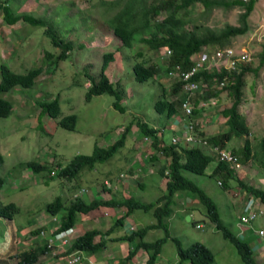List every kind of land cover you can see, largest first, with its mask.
Returning a JSON list of instances; mask_svg holds the SVG:
<instances>
[{"label":"rangeland","instance_id":"obj_1","mask_svg":"<svg viewBox=\"0 0 264 264\" xmlns=\"http://www.w3.org/2000/svg\"><path fill=\"white\" fill-rule=\"evenodd\" d=\"M108 1L111 0H7L14 12H26L41 18L46 27L49 26L64 43L70 45L64 60L55 59L53 70L49 63L52 57L47 59L44 51L56 56L60 50L50 43L44 31L45 26H32L21 21L6 24L0 12V62L17 73H24L33 66L41 67V72L34 78L31 88L22 89L15 86L1 96L11 102L12 108L8 116L0 117V176L4 180L0 188V205L13 202L17 211L13 214L10 224H5L6 227L5 220L0 218V235L6 234L9 240L16 238L18 246L25 245L23 241L26 240L28 231L35 227L33 220L37 219L35 222L38 223L48 216L44 211V204L56 196L62 198L64 205L78 197L88 201L94 197L105 198L111 195L115 198L119 195H130L147 202L153 200L163 189L164 177H160L157 171L167 160L158 153L155 162L145 161V157L150 156L153 149L151 143L144 145L137 121L158 129V133L162 131L164 143L170 142L173 136L170 124L173 119L164 117L163 113H157L153 109V102L159 97L161 86L167 90L166 98H171L168 89L173 84V79L166 76L165 69L143 82L133 79V62L144 61L146 64L165 67V56L140 43L141 33L134 34L130 47L120 46V41L113 35L106 22V19L116 12V8L109 6ZM187 9L190 18L194 20L186 26L196 28L198 34L202 33L204 28L214 33L225 25H237L238 14L242 11V8L235 4H220L204 13L199 0H194ZM163 15H158L156 19H161ZM152 22H149L143 33L152 30ZM246 23V30L228 38L223 46L229 45L238 53L245 51L250 55V60L244 65L255 67L258 65L259 53L264 43V0H254ZM105 52H111L112 59L104 73L120 95L119 105L124 109L122 112L112 106L114 98L107 94L93 95L88 101L83 98L89 83L84 72L96 79L101 55ZM242 79L237 111L248 126L247 138L251 147L250 154L253 155L244 163L239 161V167L233 169V174L241 181L264 189V151L262 152L260 144L264 138V62L255 72L244 73ZM56 95L60 113H73L76 116L73 130L56 127L54 119L46 114H37V101L51 99ZM230 102L231 97L224 91L219 102H210L198 116H194L201 118L200 130L206 135L217 133L224 120L219 111ZM38 117L43 132L37 127ZM124 129L126 135L123 145L103 162H96L93 169L83 170L77 179L72 181L51 177L48 171L31 173L27 166L29 161L40 164L59 163L63 166L76 154L91 153L94 144L110 145ZM200 135L197 129L193 133V137ZM242 141V136L231 137L225 142L224 148L240 147ZM203 150L208 152L205 148ZM213 158L203 175L187 172L183 174L211 197L217 206L221 222L237 233L236 223H241L237 222L236 216L239 214L241 218L243 195L235 181H229V188L222 191L217 182L220 176L210 174L216 161ZM102 182L110 185L109 191H101ZM182 193L178 192L173 196L177 203L174 202L172 213L165 220L169 237L159 247V259L167 264L176 262L175 246L170 239L175 237L182 246L193 241L203 243L213 253L212 264H243L234 247L223 239L205 216L204 207L195 196L185 194L183 201L188 206H179L177 196ZM123 212V207H97L86 214L79 213L75 217L73 229H68L72 233L67 235V238L71 240L87 228L106 230ZM63 213L64 208L54 217L58 220ZM186 214L190 217L188 220L185 219ZM122 219L120 225L112 226L111 237L127 234L130 228H140L155 221L151 211L140 209L133 210ZM53 223L55 220L51 219L50 225L53 226ZM43 225L38 227L44 229ZM250 225L264 226V212ZM23 235H26L25 238ZM163 235L162 228H152L146 231L143 239L153 241ZM258 237L264 239L263 236ZM98 238L99 236H96L95 240ZM253 238L260 242L257 237ZM244 239L251 244L248 236ZM109 241L105 246L109 245L113 252L118 250V255H126L135 245L133 240ZM99 251L98 254L94 253L92 264H137L145 259V251L142 249H137L132 254V261L128 258H117V252L112 253L114 257L103 258L104 249ZM78 264L89 263L82 258Z\"/></svg>","mask_w":264,"mask_h":264},{"label":"trees","instance_id":"obj_2","mask_svg":"<svg viewBox=\"0 0 264 264\" xmlns=\"http://www.w3.org/2000/svg\"><path fill=\"white\" fill-rule=\"evenodd\" d=\"M194 0H111L108 1V5L116 8V12L106 19L108 26L111 28L113 35L120 41V46L130 47L133 36L136 33H141L139 37L140 43H144L148 48L161 52V55L165 56V50H170L165 59V67H161L155 64H146L144 61L133 62L131 69L133 79L138 82H143L151 79L154 75L161 70H169L178 64L181 68H187L192 64L191 58L199 51L205 49L210 51L218 47L223 46L227 39L231 36L242 34L246 28V18L251 10L254 0H230L221 1L217 0H199L204 10L207 12L215 5H238L242 8V11L238 14L237 25H225L217 32H211L207 28L203 29L202 33H197L195 29L188 28L186 26L192 23L194 19L190 18V12L187 9ZM0 12L2 18L6 24H13L15 22H23L32 26H45V22L38 17H35L28 13L13 11L7 0H0ZM164 14L161 19H156L158 15ZM152 22V30L148 33H143L148 28L150 21ZM197 25V26H196ZM191 24V26H200L199 24ZM45 33L49 37V40L53 46H57L60 52L56 56L48 51H44V56L49 59L52 66L55 65V59H64L67 57V50L70 45L64 43L59 38L56 32L49 26H45ZM205 31V32H204ZM102 60L98 76L96 79L90 77L89 74L84 72L85 77L89 80V85L86 88L83 98L88 101L93 95L107 94L112 96V106L122 112L123 107L119 105L120 95L115 87L108 81L104 70L107 68L108 62L112 59L111 52H105L101 55ZM2 62V61H1ZM0 62V117L8 116L11 112V102L3 99L1 96L4 92L11 90L17 86L22 89H29L34 83V78L41 72L40 65L33 66L27 69L24 73H17L10 70V68L4 63ZM264 62V43L259 53V62L255 67H249L244 63L237 62L232 69H224L219 67L217 70L211 71L201 70L194 78L201 81V86L196 91L188 94L182 91L180 81H175L168 89L171 98H166V88L160 87V95L153 102V109L157 113H163L164 117L173 119L171 121L172 135L181 136L180 128L174 126L175 114L180 112V104L184 99H188L191 103V116H198L202 109H205L211 104V100L215 102L220 101V95L222 92H226L231 97L229 105L223 106L220 111V117L223 118V122L217 133L212 135H206L203 131L198 130L200 137H204L211 145H216L221 148L224 147L226 141L231 137H243L242 145L240 147L229 148V150L237 157L238 161L246 162L253 153L250 154V142L247 138L249 129L245 119L238 113L237 107L240 102L241 87L243 85V75L248 71L255 72ZM222 83V85H220ZM28 97V96H27ZM203 102L204 105L200 103ZM38 109L37 114L48 115L55 120L56 127L59 126L66 130H73L76 123V116L73 113L61 114L58 105L57 95L51 99H43L37 101ZM139 133L142 136H148L151 139V145L153 152L150 156L145 157V161L155 162L157 160L158 153L165 156L167 160L165 164H161L158 167L157 173L160 177H164L163 189L159 195L153 200L142 201L132 196H121L115 198L108 197H94L91 200L85 201L80 197L73 199L68 205H64V202L60 196L54 197L51 201L44 204V211L50 215H56L61 209L64 208V213L59 217L57 228L54 231L64 230L72 227L75 223V217L77 214H86L89 211L96 209L97 207H123L124 212L122 215L115 219L114 225H120L122 218L129 215L133 210L140 209L144 211H151L152 216L155 218L153 223H149L140 228H130V231L126 234L112 237L110 240H127L134 241L132 249L128 250L126 258L137 250L142 249L145 251V259L142 264H155V262H161L167 264L159 259V247L161 243L169 237L166 228V218L172 213V206L176 200L173 196L178 192L184 194H191L195 196L199 204L203 205L205 216L214 225L215 229L219 231L223 239L229 242L237 252L239 259L243 264H259L254 258L253 249L249 243L244 239L246 228L255 227L250 225L254 219H250L248 223H242L240 218L237 217V222L241 223L236 227L238 232L235 233L230 230L226 225L221 222L219 218L217 206L215 202L207 195V193L198 186L193 180L186 177L183 173L187 172L194 175H203L204 170L208 163L212 161L214 157L210 153H206L197 145L183 146L181 143H164L161 133H158V129H154L146 125V123L137 121ZM37 127L43 132V128L40 124L39 117L37 119ZM224 128V129H223ZM128 131V128L126 129ZM125 129L119 134V136L111 142L110 145L97 146L93 145V149L89 154H76L65 165L59 163L40 164L33 161H29L27 166L31 173H39L48 171L51 177L62 178L68 181L77 179L78 175L83 170L93 169V165L96 162H103L106 158L111 156L116 149L121 147L124 143ZM45 133V132H44ZM261 150L264 151V138L261 139ZM215 159V158H213ZM2 162V156L0 154V164ZM132 171V170H130ZM210 174H217L220 176L218 184L221 186L222 191L229 188L228 182L235 181L239 188L240 193L243 195L242 200L251 195L254 200H257L262 207H264V189L251 185L236 178L233 174V169L229 168L226 163L215 161V164ZM105 183V181H104ZM103 182L100 184L101 191H109L110 185H105ZM4 184L3 178L0 176V188ZM100 193V192H99ZM109 193V192H108ZM110 195V194H109ZM184 196H177V200ZM188 206V205H186ZM14 203L7 202L0 206V216L10 220L12 215L16 212ZM112 226L104 231H100L97 228H89L76 235L68 246L67 251L82 250L86 254H94L104 245V235L111 232ZM252 226V227H251ZM264 227V226H263ZM162 228L164 235L156 238L153 241H145L143 236L148 229ZM256 228V227H255ZM243 231V234H242ZM99 236L97 240L95 237ZM258 236V235H257ZM249 237V234H248ZM251 237V236H250ZM175 246L176 262L173 264H212L213 253L211 250L199 241H193L186 246H182L179 240L175 237H170ZM39 253L43 251H26L20 254V260L18 264H31L36 260Z\"/></svg>","mask_w":264,"mask_h":264},{"label":"built area","instance_id":"obj_3","mask_svg":"<svg viewBox=\"0 0 264 264\" xmlns=\"http://www.w3.org/2000/svg\"><path fill=\"white\" fill-rule=\"evenodd\" d=\"M170 50L166 49L164 55H168ZM192 64L187 68H181L180 65L176 64L166 72L168 78L173 79V82L180 81L182 91L191 94L193 91L199 89L201 81L195 79L194 76L201 70L211 71L222 67L224 69H232L237 62L246 63L250 60V55H247L245 51L238 53L230 46L214 48L210 51L205 49L196 53L192 58ZM222 85V83H220ZM213 101H211L212 103ZM204 105L203 102L200 103ZM180 112L174 118V126L180 128L181 136H172L170 138L171 143L180 142L185 146L197 145L201 148H205L211 155L214 156L216 161L226 163L229 168L235 169L239 167V161L237 157L229 150L224 147H217L207 142L204 137H193L194 131L202 126L201 118L191 116V103L188 99H184L180 104ZM144 145H147L151 139L150 137L144 136L142 138ZM218 182V181H217ZM83 191V189H81ZM254 198L249 196L245 200V206L243 208L242 215L240 216L242 223H248L251 219H254L261 213L260 209L254 207ZM259 236H264V228H260L257 231ZM63 242V240H62ZM79 261L78 251L74 252L69 256V263H76ZM155 264H163L161 262H155Z\"/></svg>","mask_w":264,"mask_h":264},{"label":"crops","instance_id":"obj_4","mask_svg":"<svg viewBox=\"0 0 264 264\" xmlns=\"http://www.w3.org/2000/svg\"><path fill=\"white\" fill-rule=\"evenodd\" d=\"M181 195L184 196V197H181V199H179L178 201L180 203L179 206L183 207V206L187 205V204L184 203L186 196H185L184 193L180 194V196ZM183 199H184V201H183ZM35 221H37V219L33 220V222H35ZM40 221L41 222L36 223V226L44 224L43 226H46L45 227L46 233H48V231L52 227V225H50L51 218L48 217V216H45ZM54 225L55 224L53 223V226ZM254 226L256 228L251 226L252 228H246L244 230V231H246L244 237H247L248 234H249V239H250V242H251V244H249V245L253 249L254 256H255V258L258 260V262L260 264H264V239L259 238L257 236L258 234L256 232L259 227H263V226H258V227L256 225H254ZM93 228H95V227H93ZM87 229H89V228H87ZM97 229H99V228H97ZM100 231H104V230H100ZM80 233L81 232H79V234ZM110 234H111V232L109 234L103 236V238L105 239L104 245L102 246V248L104 249V252L102 253V257L103 258H104V256H109V257L113 256L112 253H114V252H117V255H118V250L113 252L109 245L105 246V244L110 242L109 240L112 238L110 236ZM27 236H30L29 239H28L29 250H34V251H38V252L43 251V253H39L38 259H37L35 264H78V263H69L67 261L68 258L65 259L67 254H65V255L64 254H60L59 256H56L54 258V260H53L52 258H50V256H49L50 254H48L47 251L44 250L45 245H44V241L41 238H37L36 236L31 235L30 233H28ZM253 237H257L260 240V242L255 240ZM111 241H113V240H111ZM253 241H254V243H253ZM55 246H56V251L57 252H61V251H65L67 253L69 252V251H67L68 244L67 245H63V246H60V245H55ZM99 252H96V253L98 254ZM21 253L22 252L20 250H18L15 246H12L11 243H9L8 240H6L5 236H3V235L0 236V264H16V258ZM80 255L83 257L84 261H86V259H87L86 262L89 263V264H90L91 261L94 260V258H93L94 254H86L85 252H82ZM126 256H127V254L125 255L123 253H119L117 258L118 257H122V259H126ZM128 259L130 261H132L133 260V255H131L130 258H128ZM143 261H144V259H142L141 262H139L137 264H142ZM91 264H92V262H91ZM125 264H133V263L129 262V263H125ZM184 264H186V263H184Z\"/></svg>","mask_w":264,"mask_h":264},{"label":"clouds","instance_id":"obj_5","mask_svg":"<svg viewBox=\"0 0 264 264\" xmlns=\"http://www.w3.org/2000/svg\"><path fill=\"white\" fill-rule=\"evenodd\" d=\"M51 43V42H50ZM55 48H58L57 46H55ZM49 52V51H48ZM166 56V55H165ZM54 57V56H53ZM64 60V59H63ZM99 68H100V65H99ZM88 85H89V83H88ZM88 87V86H87ZM86 87V88H87ZM85 101V100H84ZM58 105H59V103H58ZM61 114V113H60ZM201 129V126L199 127V130ZM144 137V136H143ZM142 137V138H143ZM148 137V136H147ZM149 143H151V141L149 142ZM179 143V142H178ZM181 145H183L182 143H181ZM183 146H185V145H183ZM189 146H191V145H189ZM188 147V146H187ZM201 148V147H200ZM202 150L204 149V148H201ZM206 153H208V152H206ZM209 154V153H208ZM249 196H251V195H249ZM249 196H247V197H249ZM246 197V198H247ZM251 197H253V196H251ZM246 198L244 199V202H243V204H242V207H241V214H242V212H244L243 211V208H244V204H245V200H246ZM254 198V197H253ZM13 203V202H12ZM2 205H4V204H2ZM2 205H0V206H2ZM15 205V204H14ZM254 207L256 208V209H260L261 210V213L260 214H263V207L260 205V203L257 201V200H255V202H254ZM15 207H16V205H15ZM16 210H17V207H16ZM259 214V215H260ZM239 215V214H238ZM259 215H257V216H259ZM13 216V215H12ZM55 215H53V217L51 218V216L50 215H48V217H50L52 220H55V225L54 226H52L51 228H50V230L48 231V233H46V229H45V227L46 226H44V229H42L41 227H38V226H36V222H33V224L35 225V227H34V229H32L31 231H28V233H30L31 235H34V236H36L37 238H41L43 241H44V245H45V247H44V250L45 251H47V253L48 254H50L51 255V257L52 258H55L56 256H59L60 254H67L66 255V259L68 258L69 259V256L71 255V254H74V252H76V251H78V253H79V261L78 262H76V263H79L80 262V260L83 258L80 254L83 252L82 250H73V251H69L68 253L67 252H65V251H61V252H57L56 251V246L55 245H60V246H63V245H67L68 244V246L70 245V243H71V241L75 238V236H74V238L73 239H71V240H69L68 241V238H67V235H70L71 233H72V231H70V230H68V229H71L72 227H69V228H66V229H64V230H58V231H54L56 228H57V224H58V220L54 217ZM256 216V217H257ZM239 217V216H238ZM255 217V218H256ZM0 218H3V217H1L0 216ZM254 218V219H255ZM4 220H5V223H4V226H5V224L7 223V224H10V222L13 220V218H11L10 220H7V219H5V218H3ZM57 220V221H56ZM253 222V221H252ZM6 227V226H5ZM260 228H264V227H259L258 229H257V231L260 229ZM38 229V230H37ZM73 229V228H72ZM256 231V232H257ZM27 233V234H28ZM258 234V233H257ZM256 234V235H257ZM3 236H5V238H6V240H8V242L9 243H11V245L12 246H15L18 250H20L22 253L23 252H26V251H31V250H29V245H28V239H29V237L30 236H26V235H23V238H25V236H26V240H24L23 242H24V244L25 245H20V246H18L17 245V239L16 238H13V239H11V240H9L7 237H6V234H2ZM1 236V235H0ZM259 236V235H258ZM264 237V236H263ZM62 240H63V242H62ZM34 251V250H33ZM254 254V253H253ZM39 256V255H38ZM20 255L16 258V264H18V261L20 260ZM255 258V257H254ZM37 259H38V257L36 258V260L34 261V262H32L31 264H35L36 263V261H37ZM256 259V258H255ZM257 260V259H256ZM68 261V260H67ZM86 261H87V259H86ZM258 261V260H257ZM90 262V261H89ZM90 264H91V262H90ZM260 264V263H259Z\"/></svg>","mask_w":264,"mask_h":264},{"label":"water","instance_id":"obj_6","mask_svg":"<svg viewBox=\"0 0 264 264\" xmlns=\"http://www.w3.org/2000/svg\"><path fill=\"white\" fill-rule=\"evenodd\" d=\"M185 219L188 220L189 219V215L186 214L185 215Z\"/></svg>","mask_w":264,"mask_h":264}]
</instances>
